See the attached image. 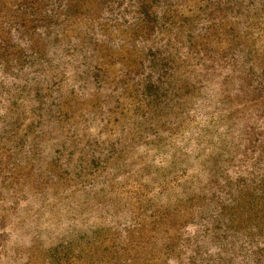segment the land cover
Instances as JSON below:
<instances>
[{
    "label": "trees",
    "instance_id": "trees-1",
    "mask_svg": "<svg viewBox=\"0 0 264 264\" xmlns=\"http://www.w3.org/2000/svg\"><path fill=\"white\" fill-rule=\"evenodd\" d=\"M263 19L264 0H0V171L46 113L47 161L11 193L100 211L30 232L24 264H264Z\"/></svg>",
    "mask_w": 264,
    "mask_h": 264
},
{
    "label": "rangeland",
    "instance_id": "rangeland-1",
    "mask_svg": "<svg viewBox=\"0 0 264 264\" xmlns=\"http://www.w3.org/2000/svg\"><path fill=\"white\" fill-rule=\"evenodd\" d=\"M252 27L254 36L264 42V19L253 21ZM85 99L86 102L90 103L89 100L91 99H89V96H86ZM127 100V98L124 99V101ZM207 101L212 103L213 100L207 99ZM213 105L214 103L208 108H204L202 113H210ZM86 106L83 105L81 108L84 109ZM27 110L28 108L26 107L25 116H30ZM46 116V113L41 114L40 118L43 121V126H40L42 128L41 131L36 133L33 126H29L27 139L24 142L15 143V148L19 151L17 159L21 163L12 169L3 170L4 173L0 171V187H4V190L5 188L7 190V192H0V229H2V226H6L5 230L8 232L0 237V264H8L4 261L10 256L14 257V259L17 258V264H24L27 257L25 246L28 247L30 245V232L34 230L40 231L38 238L46 243L49 239H54L60 235V232L65 231L70 215H76L81 223L90 225L95 222L94 216L100 214L99 207H91L92 198L85 199L86 203L82 202L84 197L82 194H78L75 201L81 204L84 207L83 209L80 208L78 210L76 206L73 208L70 204V207L65 210L62 207V197L59 196L50 195V197L45 198L40 193H37L30 196L32 197L30 200H24L22 196H19L20 199L15 198L16 196L14 195L19 194V192L11 193V189H16L17 191V187H21L25 191L28 185H32L30 181H33L35 177H33V172L30 168V162L28 164L25 162L31 161L29 156L37 152L33 158L35 161L39 160L41 166H44V162L47 161V150L51 148L50 133L53 136L54 133L45 127ZM90 132L94 133V130H90ZM36 135H39L38 139ZM2 154L7 157L10 156L8 151H4ZM1 166L7 168L5 163H2ZM10 182H12L11 185H9ZM36 186L34 185L33 187ZM78 198L81 199L78 200ZM85 200L83 199V201ZM15 249L18 252L14 254ZM29 250L34 253L39 252L36 248H28L27 251Z\"/></svg>",
    "mask_w": 264,
    "mask_h": 264
}]
</instances>
